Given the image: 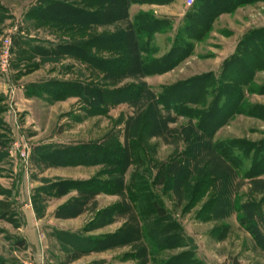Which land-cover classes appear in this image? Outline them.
Segmentation results:
<instances>
[{
	"label": "rangeland",
	"instance_id": "obj_1",
	"mask_svg": "<svg viewBox=\"0 0 264 264\" xmlns=\"http://www.w3.org/2000/svg\"><path fill=\"white\" fill-rule=\"evenodd\" d=\"M40 2L42 0H0V182L16 192L10 197L13 201L17 198V208L28 195L33 201L35 218L45 216L46 222L45 226V222L35 226L36 249H28L23 243L18 247L20 250L14 252L11 247L4 248L0 238V248L8 260L14 258L18 264H264V176L254 184L242 179L239 172L238 175H234L235 172L229 174L222 160L204 149L205 141L209 140L203 134L198 136L201 145L191 146L194 143L190 139L196 134L188 127L187 119L166 111L157 116L152 109L139 108L140 119L143 116L148 119L154 114L160 125L153 129L146 124L140 132L135 128L131 130L139 133L135 141L137 147H133L132 161L123 171H119L123 163L116 165L108 158L103 160L104 163L92 164L91 158L83 160L79 157L84 152L80 146L87 149L91 145L110 143L113 139L124 145L125 123L134 111L128 104L120 103L104 108L103 113H95L98 109L86 107L78 97L73 104L71 100L54 104L61 98L52 96V80L29 85L31 80L48 77L47 69L27 79L22 77L29 69L23 61L32 55L22 49L24 41L20 37L23 34H36L55 45L66 38L42 21L33 20L35 15L29 12H37ZM195 2L191 6H187L186 0L176 2V9L183 15L172 21L168 32L156 35L159 48L156 56L167 51L185 13H192ZM260 29H264V1L221 13L213 20L208 33L192 43L191 54L179 65L138 80L158 92L160 86L199 74L212 73L214 78H222L224 61L236 54L245 37ZM104 30L94 27L86 34L103 35ZM106 30L113 31L112 28ZM75 36L81 38L82 34ZM49 57L57 59L61 55ZM69 58L73 69L68 79H76V73L88 74L83 64ZM57 61L60 63L61 59ZM56 68L65 73L67 65ZM94 72L97 79L102 78L100 73ZM128 82L132 80L126 79L117 85ZM263 85L264 65L254 72L247 85L237 83L242 93L239 110L215 129L209 138L214 145L229 140L256 143L264 139V119L246 113L251 105L264 107V94L256 92ZM216 122L218 119L213 123ZM62 148L64 157L59 160L58 153L54 152ZM70 151L74 154L66 164ZM234 152L240 151L234 149ZM174 156L187 160L189 173V185L186 183L177 196L171 185H150L159 165ZM110 165L114 167H108ZM207 167L214 179L207 174L203 179L196 177L198 170ZM136 169L139 179L132 186L129 181ZM121 172L123 175L119 174ZM111 177L114 180L122 178L123 188L107 182ZM98 178L106 180L104 187L110 191L104 193L102 189L93 188L98 191L90 195L80 192L87 182ZM142 183L148 185L147 189L136 192ZM20 190L21 193H17ZM147 190L152 191L149 199L156 198L165 209L164 219L155 218L147 204L139 200L140 194L147 195ZM133 196L139 197L135 204L130 201ZM57 199H65V202L54 209ZM73 200L75 207L72 205L63 216L59 209ZM78 209V213L73 212ZM70 218L74 219L67 220ZM46 231L49 237H46ZM77 236L89 240L79 242L74 238Z\"/></svg>",
	"mask_w": 264,
	"mask_h": 264
},
{
	"label": "trees",
	"instance_id": "obj_2",
	"mask_svg": "<svg viewBox=\"0 0 264 264\" xmlns=\"http://www.w3.org/2000/svg\"><path fill=\"white\" fill-rule=\"evenodd\" d=\"M170 1L172 0H42L37 12L31 10L35 15L33 20H40L43 24L49 25V28L58 30L66 36L65 41L53 49H42V54L54 57L60 54L74 58L83 64L88 72L86 76L76 73L74 80L53 81L50 85L54 88H51V91L55 99L67 96L78 97L86 107L98 109L95 113H103L104 108L120 103L128 104L134 111L125 123L123 147L116 139L110 143L91 145L87 149L86 146H80L84 152L80 151L83 154L79 157L83 160L91 158L92 164H99L108 158L109 162L114 161L116 165L123 163V168L119 167V171H123L132 161V149L137 147L135 141L138 139V132L141 131L139 129L146 124L153 129L156 125H160L158 124L160 120L157 118L155 120L154 114L148 119L144 116L140 119L138 110L144 107V110L155 111L157 116H161L162 111H166L187 119L188 127L196 134L194 139H190L191 143H194L191 146L197 148L198 144L201 145L199 135L207 136L209 141H205L204 149L222 160L229 174L235 172L234 175H238L239 172L242 179L257 184L264 176V139L256 143L229 140L214 145L209 138L221 123L239 110L242 93L237 88V83L247 85L254 72L264 65V29L250 33V36L248 35L241 42L242 47L236 49V54L224 61L222 78L216 79L212 73L199 74L168 86H160L158 92L152 91L145 82L138 79L162 74L179 65L191 54L192 43L200 41L208 33L213 20L219 14L230 13L236 7L264 0H196L192 13H185L181 21L182 25H179L170 40L167 51L162 56H156L159 52L155 41L156 35L168 32L173 25L172 20L167 17H156L150 12H138L129 19L127 10L131 2L168 3ZM94 27H102L105 29V34H86ZM106 28H112L113 31H107ZM81 34V38L75 36ZM94 71L100 73L102 78L97 79ZM126 79H131L132 82L122 86L117 85ZM256 92L264 94V85ZM250 108L246 112L248 116L264 119L263 106L251 105ZM216 119L218 122L213 123ZM134 128L138 132H131ZM64 149L54 152L58 153L59 160L64 157L62 153ZM234 149L240 152L235 154ZM73 154L74 152L70 151V156L66 157V164L72 159ZM186 163L187 160H179L177 156L163 162L159 165L157 175L150 185L157 187L171 185L173 193L176 196L180 195L186 183L189 185ZM111 166L113 165L108 167ZM104 173L106 175L105 171ZM119 174L123 175V172ZM206 174L210 179L215 178L210 174L208 167L206 170H198L196 177L203 179ZM136 179H139L137 169L131 175L129 183L135 186ZM107 182L116 188H123L122 178L114 180L111 177ZM107 182L99 178L94 179L87 182L79 191L91 194L98 191H93V188H99L107 193L110 191L104 187ZM147 186L146 183H142L139 186L141 188L135 191L141 192L147 189ZM210 188H213L212 184ZM147 191V195L140 194V199L133 196L130 201L133 204L137 203V199L144 201L155 218L164 219L165 209L159 205L156 198L149 199L152 191ZM82 197L85 202V197ZM75 204L73 200L68 205L62 206L59 211L62 210L63 216H66L64 211H69L72 205L75 207ZM79 211L80 209L73 212ZM74 238L79 242L89 240L78 236ZM23 243L22 240H15L13 244L22 247ZM1 261L0 264H4Z\"/></svg>",
	"mask_w": 264,
	"mask_h": 264
},
{
	"label": "crops",
	"instance_id": "obj_3",
	"mask_svg": "<svg viewBox=\"0 0 264 264\" xmlns=\"http://www.w3.org/2000/svg\"><path fill=\"white\" fill-rule=\"evenodd\" d=\"M179 0H172L168 3H155V2H148V3H134L131 2L129 7H128V17L129 19H132L138 12H150L156 17H167L170 18L172 21L178 20L177 18L182 16L183 14L180 13L176 9V2ZM29 13H33L32 11ZM174 23V22H173ZM65 39V38H64ZM20 40L24 41V46L22 47L23 50L31 53V57H28L24 59V63H27L29 65L28 69V74L25 73L23 74L24 78L27 79V77L32 76L33 74H37L39 72H43L44 69L48 70V77H46L44 80L40 81H34L31 80L30 84L32 86L39 85L40 83H45L48 80L52 81H69V80H74V78H69L70 72L73 69L72 64H70V61L67 59H64V57H67L66 55H62L60 58H53L49 56H45L42 54V52L38 51L42 49H53L55 46L54 42L52 41H47L41 38H38V35H33V34H23L20 37ZM37 48H39L37 50ZM45 49V50H46ZM32 51V52H31ZM60 63L57 60H60ZM70 59V58H69ZM62 64L67 65V69L65 73L63 72H58V69L56 68L57 66H60ZM30 79V78H29ZM29 82V81H28ZM37 92H41V90L37 89ZM47 95V94H46ZM49 96V95H47ZM71 100L72 104L75 101L74 96H68L66 100H58L54 101L53 103H61ZM51 103V104H53ZM68 146V145H67ZM40 155L41 153H37ZM69 168V167H65ZM73 168V167H70ZM48 169V168H47ZM4 178V177H2ZM1 179V177H0ZM5 179V178H4ZM35 189H40V188H34ZM27 190V188H26ZM27 192V193H26ZM16 195V192L12 191V188L9 186L4 185L3 183L0 182V238H1V243L4 248H12V251L18 252L20 249L15 246L13 243L16 239H20L24 242L26 245V248H35L38 245V240H37V235H36V230L35 226L41 223H44L45 216L43 218H35L34 211H33V201L32 199L28 198V195L21 200V203L19 204V208H17L15 205L18 206V203L15 202V200H12L11 195ZM17 193H21V190L18 191ZM26 194H28V190L25 191ZM19 196V194H18ZM56 201V202H55ZM54 202L56 203L54 205V209L60 206L65 202V199H57ZM51 204V203H50ZM47 216V214H46ZM74 218H70L67 220H73ZM2 223V224H1ZM48 223H50L48 221ZM46 225V222L44 223V226ZM11 227V228H9ZM51 228V226H50ZM10 234V235H9ZM46 237L47 231H46ZM49 237V236H48ZM50 241V240H49ZM52 242H49V245H51ZM0 260L4 264H18L16 259H9L5 255V251H3L0 248Z\"/></svg>",
	"mask_w": 264,
	"mask_h": 264
},
{
	"label": "built area",
	"instance_id": "obj_4",
	"mask_svg": "<svg viewBox=\"0 0 264 264\" xmlns=\"http://www.w3.org/2000/svg\"><path fill=\"white\" fill-rule=\"evenodd\" d=\"M187 1V6H191L194 2V0H186ZM8 45H9V42H8ZM7 53V51H6ZM25 264H38L36 262H28V263H25Z\"/></svg>",
	"mask_w": 264,
	"mask_h": 264
}]
</instances>
